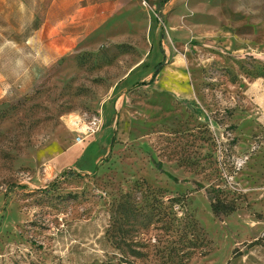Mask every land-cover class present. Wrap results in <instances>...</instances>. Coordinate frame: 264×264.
Listing matches in <instances>:
<instances>
[{
    "label": "rangeland",
    "instance_id": "obj_1",
    "mask_svg": "<svg viewBox=\"0 0 264 264\" xmlns=\"http://www.w3.org/2000/svg\"><path fill=\"white\" fill-rule=\"evenodd\" d=\"M141 181L206 233L187 264H264V0H0V264L116 263Z\"/></svg>",
    "mask_w": 264,
    "mask_h": 264
},
{
    "label": "trees",
    "instance_id": "obj_2",
    "mask_svg": "<svg viewBox=\"0 0 264 264\" xmlns=\"http://www.w3.org/2000/svg\"><path fill=\"white\" fill-rule=\"evenodd\" d=\"M163 66L162 62L158 63L150 80L138 86L152 84ZM153 165L161 170L159 163ZM165 194L162 189L141 181L135 183L131 191L111 201L109 236L111 246L119 254L117 262L111 264H187L196 255L207 254L210 243L206 233L196 219L184 211L183 198ZM180 208L182 211L178 213ZM210 209L215 216L235 211L233 204L217 196L213 197ZM256 242H264V237Z\"/></svg>",
    "mask_w": 264,
    "mask_h": 264
},
{
    "label": "built area",
    "instance_id": "obj_3",
    "mask_svg": "<svg viewBox=\"0 0 264 264\" xmlns=\"http://www.w3.org/2000/svg\"><path fill=\"white\" fill-rule=\"evenodd\" d=\"M73 122L74 124L70 123L69 125L71 126L72 132L75 134L74 141L76 144H81L83 141L92 137L98 132L101 126L100 117L95 116L87 120L78 117V121L75 120Z\"/></svg>",
    "mask_w": 264,
    "mask_h": 264
},
{
    "label": "crops",
    "instance_id": "obj_4",
    "mask_svg": "<svg viewBox=\"0 0 264 264\" xmlns=\"http://www.w3.org/2000/svg\"><path fill=\"white\" fill-rule=\"evenodd\" d=\"M149 5L151 6V9L155 10V11H162V9L166 6L167 3L171 2L172 4L180 2V1H184V0H166V1H162V0H147ZM160 42V41H159ZM156 67V66H155ZM155 69V68H154ZM161 71V70H160ZM159 71V72H160ZM154 73V72H153ZM152 73V74H153ZM158 75V74H157ZM151 78V77H150ZM101 120V118H100ZM75 137V135H74ZM73 137V138H74ZM113 137H111L112 140Z\"/></svg>",
    "mask_w": 264,
    "mask_h": 264
},
{
    "label": "bare ground",
    "instance_id": "obj_5",
    "mask_svg": "<svg viewBox=\"0 0 264 264\" xmlns=\"http://www.w3.org/2000/svg\"><path fill=\"white\" fill-rule=\"evenodd\" d=\"M72 120H74V119H72Z\"/></svg>",
    "mask_w": 264,
    "mask_h": 264
}]
</instances>
